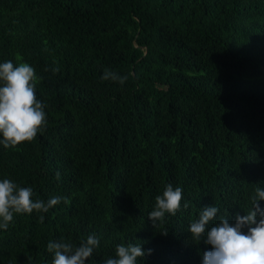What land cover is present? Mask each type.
Segmentation results:
<instances>
[{"label": "trees", "instance_id": "1", "mask_svg": "<svg viewBox=\"0 0 264 264\" xmlns=\"http://www.w3.org/2000/svg\"><path fill=\"white\" fill-rule=\"evenodd\" d=\"M7 60L34 67L47 126L0 145V180L67 202L16 214L0 264H52L49 241L93 234L88 264L118 244L152 250L137 264H202L211 245L188 228L203 207L234 221L264 188V0H0ZM106 68L132 75L121 86ZM168 184L181 208L154 227Z\"/></svg>", "mask_w": 264, "mask_h": 264}, {"label": "clouds", "instance_id": "2", "mask_svg": "<svg viewBox=\"0 0 264 264\" xmlns=\"http://www.w3.org/2000/svg\"><path fill=\"white\" fill-rule=\"evenodd\" d=\"M51 71L55 74L59 67ZM131 75V72L120 75L106 68L101 80L123 86ZM37 80L34 67L27 62L16 65L7 60L0 63V145L5 149L18 150L19 145L32 142L47 126L46 105L37 98L35 91ZM56 178H60L59 172ZM182 193V188L168 184L162 195L155 197L154 210L148 215L154 227L164 221L166 214L176 215L181 208ZM33 196L31 187H22L8 178L0 180V229L7 230L16 214L47 212L62 199L67 202V198L60 196L51 197L47 202L33 200ZM261 200H264V188L257 186L250 197V207L241 214L236 213L234 221L229 218L227 207L221 214L214 205L203 207L199 218L188 228L195 242L204 239L211 245L210 250L203 252L202 264H264V208L259 203ZM183 207L187 209L188 203ZM39 221L43 223V215ZM99 246L100 240L93 234L83 239L79 246L63 239L49 241L47 251L54 254L52 264H88ZM151 252L148 249L146 253L141 245L118 244L115 255L103 264H137L138 258Z\"/></svg>", "mask_w": 264, "mask_h": 264}]
</instances>
